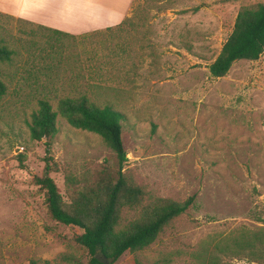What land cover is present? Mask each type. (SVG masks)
<instances>
[{"label":"rangeland","instance_id":"1","mask_svg":"<svg viewBox=\"0 0 264 264\" xmlns=\"http://www.w3.org/2000/svg\"><path fill=\"white\" fill-rule=\"evenodd\" d=\"M257 4L264 0H135L124 23L70 36L0 14V41L12 51L0 65V264H58L65 252L88 261L73 243L80 231L51 220L31 183L43 174L45 141H32L27 128L39 100L56 110L59 99L81 95L124 116L123 173L132 183L151 199L195 198L147 250L112 264H208L214 256L255 264L223 246L264 233V53L218 79L208 67L238 11ZM50 156L65 203L64 172L114 158L100 137L60 117Z\"/></svg>","mask_w":264,"mask_h":264},{"label":"trees","instance_id":"2","mask_svg":"<svg viewBox=\"0 0 264 264\" xmlns=\"http://www.w3.org/2000/svg\"><path fill=\"white\" fill-rule=\"evenodd\" d=\"M41 28L59 36H70ZM263 53L264 4L241 8L220 53L208 67L209 75L214 79L222 78L234 63L257 61ZM11 56L12 51L0 41V65L9 62ZM5 93L6 87L0 79V97ZM58 117L74 129L100 137L114 156L98 168L87 170L81 175L64 172L68 203L63 201L56 183L49 177L51 171L58 170L50 156L51 141L57 134ZM123 119L122 113L111 106H98L81 95L59 99L56 110L47 100H39L37 109L31 113L27 123L30 139L45 141L43 174L33 176L31 183L43 192L46 213L51 220L76 227L80 231L73 243L89 256L86 264H100L95 258L97 253L112 258V264L127 251L135 253L147 250L194 203V196L182 202L151 199L141 187L125 176L123 168L127 158L121 139ZM127 215L132 216L126 219ZM226 245L225 241L223 250H235L250 262L264 264L263 232L246 240L234 239L228 248ZM55 261L58 264L80 263L70 252L60 254ZM30 264L51 262L31 260ZM135 264L142 263L136 259ZM208 264L222 263L218 256H214Z\"/></svg>","mask_w":264,"mask_h":264},{"label":"crops","instance_id":"3","mask_svg":"<svg viewBox=\"0 0 264 264\" xmlns=\"http://www.w3.org/2000/svg\"><path fill=\"white\" fill-rule=\"evenodd\" d=\"M135 0H0V14L79 35L120 25Z\"/></svg>","mask_w":264,"mask_h":264},{"label":"water","instance_id":"4","mask_svg":"<svg viewBox=\"0 0 264 264\" xmlns=\"http://www.w3.org/2000/svg\"><path fill=\"white\" fill-rule=\"evenodd\" d=\"M95 258L100 264H111V262L113 260L112 258H108L101 253H97Z\"/></svg>","mask_w":264,"mask_h":264}]
</instances>
